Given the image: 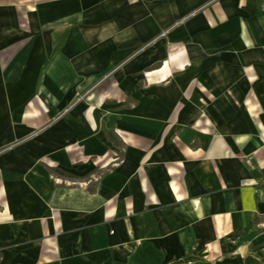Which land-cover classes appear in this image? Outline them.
I'll return each mask as SVG.
<instances>
[{
	"label": "crops",
	"instance_id": "0c3cea01",
	"mask_svg": "<svg viewBox=\"0 0 264 264\" xmlns=\"http://www.w3.org/2000/svg\"><path fill=\"white\" fill-rule=\"evenodd\" d=\"M198 253L264 257V0H0V264Z\"/></svg>",
	"mask_w": 264,
	"mask_h": 264
},
{
	"label": "rangeland",
	"instance_id": "374dc122",
	"mask_svg": "<svg viewBox=\"0 0 264 264\" xmlns=\"http://www.w3.org/2000/svg\"><path fill=\"white\" fill-rule=\"evenodd\" d=\"M48 172L50 175L60 183H79L83 182L84 180H88L93 175H98L99 171H94L91 175H87V177H81L84 175L83 173L78 175L72 172H66L63 170H59L53 167H48ZM260 264H264V257L260 258Z\"/></svg>",
	"mask_w": 264,
	"mask_h": 264
},
{
	"label": "trees",
	"instance_id": "16d2710c",
	"mask_svg": "<svg viewBox=\"0 0 264 264\" xmlns=\"http://www.w3.org/2000/svg\"><path fill=\"white\" fill-rule=\"evenodd\" d=\"M170 264H212V263L204 258L203 253H198L196 255H188L187 257L180 260H174ZM244 264H260V260H258L253 256H248L245 259Z\"/></svg>",
	"mask_w": 264,
	"mask_h": 264
}]
</instances>
